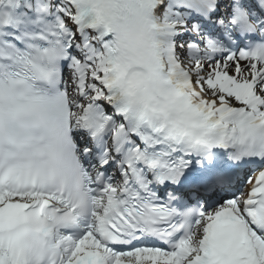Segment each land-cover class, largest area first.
Segmentation results:
<instances>
[{"label": "snow or ice", "instance_id": "obj_1", "mask_svg": "<svg viewBox=\"0 0 264 264\" xmlns=\"http://www.w3.org/2000/svg\"><path fill=\"white\" fill-rule=\"evenodd\" d=\"M0 264H264V0H0Z\"/></svg>", "mask_w": 264, "mask_h": 264}]
</instances>
